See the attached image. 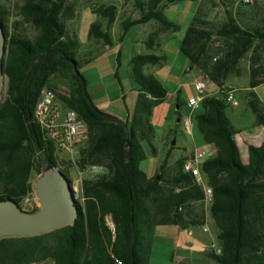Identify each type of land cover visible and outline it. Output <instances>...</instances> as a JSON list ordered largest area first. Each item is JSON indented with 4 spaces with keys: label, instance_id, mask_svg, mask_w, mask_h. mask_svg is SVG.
<instances>
[{
    "label": "trees",
    "instance_id": "16d2710c",
    "mask_svg": "<svg viewBox=\"0 0 264 264\" xmlns=\"http://www.w3.org/2000/svg\"><path fill=\"white\" fill-rule=\"evenodd\" d=\"M164 1L171 0H150L146 13L140 19L125 21L123 29L154 20L176 31L178 26L158 9ZM94 12L107 20V28L116 22L115 5H103ZM3 14L0 10L4 23ZM18 15L38 35L29 39L6 33L9 42L4 74L9 84L0 109V202L14 201L21 207L35 190L31 181L34 170L41 175L49 164L58 167L54 146L43 140L35 123L36 138L31 126L30 115L34 121L36 104L46 86L54 90L68 85L70 94L63 100L89 128V147L82 155L81 166L101 165L107 173L85 182L87 200L85 206L77 203L79 216L74 226L41 236L1 240L0 264H38L49 259L51 264H117L116 260L149 264L157 227L176 225L186 230L204 225L207 215L203 187L184 173L183 157L177 162V172L169 178L164 176L167 160L152 178L141 168L146 159L144 143L156 154L151 109L168 96V90L155 77L144 75L143 67L160 65L166 57L143 54L131 60L132 76L141 94L133 118L125 121L129 129L125 132L91 108L87 80L79 70L81 44L67 25L75 17L70 1L25 0ZM199 23L195 15L180 48L196 73H204L212 85L222 88L251 52L250 88L264 85V28L243 29L231 16L209 30L200 28ZM214 37L227 41L224 55L216 61L209 55ZM89 38L112 44L101 22L91 26ZM147 45L154 47V40ZM144 94L153 100H146ZM248 105L257 124L264 126V103L250 93ZM231 106L223 94L207 95L201 102L202 114L195 117L205 143L217 150L216 157L202 165L213 190L209 212L220 230L222 246V255L210 257L218 264H264V144L249 146V163H242L235 139L237 130L226 113Z\"/></svg>",
    "mask_w": 264,
    "mask_h": 264
},
{
    "label": "rangeland",
    "instance_id": "374dc122",
    "mask_svg": "<svg viewBox=\"0 0 264 264\" xmlns=\"http://www.w3.org/2000/svg\"><path fill=\"white\" fill-rule=\"evenodd\" d=\"M69 1L75 8V17L67 25L70 33L72 35L76 34L81 44L80 57L78 58L80 60L79 70L87 80L90 99L96 108L97 105L101 104L104 106L110 104L112 106L111 112L109 113L97 108L104 114L116 117L124 122L128 120L129 115L130 119H132L139 99L138 92L135 90V87L138 85L133 79L131 71L128 69L127 46L132 36L134 34L136 35L142 26L133 25L129 27L120 67L116 57L118 49L106 50L104 46L100 45L92 47L89 43V33L91 26L96 22H101L103 28L108 25L106 19L94 12L101 6L115 5L117 7L116 23L123 29L125 21L140 19L146 13L150 0ZM24 3L25 0H0V10L5 13L2 16L5 24V32L8 33L9 37L19 34L29 39H35L38 32L32 25L26 23L18 15L19 9ZM158 9L162 10L166 18L177 25L178 29L176 31L171 30V33L167 34V39L164 40L166 42L163 43V54L166 57V61L158 68L156 76V80L168 90L169 95L166 100L153 106L151 109L150 121L154 125L156 132V139L153 145L159 150V155L153 154L150 146L144 143L146 159L141 165L145 174L151 178L158 173L160 163L162 162L163 164V161L165 162L167 160V158L164 160L166 157V152H163L164 139H168L171 142L176 140L177 142L176 150L172 155V161L179 160L183 154L194 151L195 149H201L203 147L205 149L206 146L201 133L195 126L192 130L188 127L182 129L179 123L181 116L185 119H191L192 116L195 118L202 112L201 105L194 110L188 104L191 97L196 98L198 96L193 85L195 77L198 75L191 68L188 59L180 49L182 40L194 16L198 15L200 18L199 26L204 30H209L211 28L210 26L213 25L220 26L224 24L229 16L236 19L243 29L264 28V0H251L250 3H245L244 0H217L216 2H206L204 0H171L161 3ZM205 23H211V25ZM94 40L96 39H92V41ZM8 42L7 39V44ZM226 46L227 41L224 38H213L209 44V55L213 58V61H216L224 55L223 51L226 50ZM135 49L136 53H138L137 50H139V47H135ZM250 56L251 52L240 61L232 75H235V73L241 75L247 66H250ZM198 74L202 78H208L202 72ZM233 78L235 77L231 76V79ZM8 84L9 81L7 78L4 101L7 96ZM247 85L248 77L246 75L239 76L236 81L237 104H232V107L226 111L232 122L237 127H244L246 132L253 128L256 121V115L248 107L249 92L246 90ZM213 89H216V86L210 85L207 91ZM54 91L62 103L66 105L63 98L69 97L68 85L64 83L60 87H54ZM258 93L264 99V88H261ZM116 111H121L119 113L121 116L113 114ZM168 146L169 141L166 143V148ZM88 147L89 141L74 159L65 153L58 152L56 149L54 152L58 168L65 173L72 185L79 186L81 193L77 197V203L81 206H85L87 200L84 192L85 182L107 173L106 168L101 165L86 163L84 167L81 166L80 160ZM192 156L188 155L183 158L187 161ZM177 162L170 163L167 160L165 178H169L177 172ZM44 170L45 168L42 169V174ZM39 176V172L34 170L31 176L32 183ZM21 207L26 211L39 208L34 192L21 202ZM209 207L210 205L207 206L205 204L207 211L206 221L207 216H211ZM107 221L111 222V219L108 218ZM38 264H51V260L49 259Z\"/></svg>",
    "mask_w": 264,
    "mask_h": 264
},
{
    "label": "crops",
    "instance_id": "0c3cea01",
    "mask_svg": "<svg viewBox=\"0 0 264 264\" xmlns=\"http://www.w3.org/2000/svg\"><path fill=\"white\" fill-rule=\"evenodd\" d=\"M104 28L105 30L109 31L112 44L106 45L101 40L92 41V39L90 38H89V43L92 45V47L99 46V45L104 46L106 50L117 48L118 54L116 57H117V61L119 62V67H120L122 64L123 51H124V47L126 43V38L128 36V30L125 31L124 29L120 28L119 24H117L116 22L110 28H107V27H104ZM146 29H149V30H146ZM171 30L173 29H165L158 22L152 20L142 25V28L138 30L136 35L134 34V36H132V39L130 40V42H128V46H127L128 69L129 71H131V75H132V66L130 62L135 56L143 55V54H154L157 56H165L163 54V51H164L163 43L166 42L164 40L167 39V34L168 33L170 34ZM150 39L154 40L155 42L154 47H149L147 45V42ZM135 47L137 48L139 47V50H137L138 53H136ZM164 62L162 64H164ZM162 64L145 65L143 67L144 75L153 76L157 78L156 76H157L158 68L161 67ZM249 71H250V66H247L246 70H244V72L241 75L239 73H235V75H231V76H234L235 78L231 79V76H230L227 79L225 86L226 87L231 86V85L236 86V81L239 78V76L246 75L248 77V85L246 87V90L249 92V96H250V93H254L255 96L262 103H264V99L262 95L258 93L261 88H264V85L251 89L250 81H249ZM196 74L198 76H196L195 79L199 77V74L198 73ZM135 90L138 92V99H139L141 92L138 86L135 87ZM214 91L215 89L211 91H207L206 95H211V93H213ZM168 95H169V92H168ZM144 98L146 100H153L151 96L146 95V94H144ZM191 98H194V97H191ZM236 104H237V101L234 105ZM111 107L112 106L110 104H108L107 106H104L102 104L97 105V108H99L100 110L106 113L111 112V109H112ZM116 112L113 114H117V116H121L119 114L121 113V111H116ZM229 119L232 122L230 117ZM128 120H130V115L128 116ZM179 123L182 129L188 127L192 130L193 127L195 126V128L198 130L195 118L193 116L191 119L189 118L185 119L184 117L181 116ZM232 125L237 130L235 139H236L237 145L240 150L241 161L244 165H247L249 163V158H250L249 146L252 145L256 147H261L264 144V126H259L257 124V117H256L255 124L253 125V128L248 132L245 131L244 127H237L233 122H232ZM165 140L166 139H164L163 141V146H164L163 152H166V157L164 160H166L167 158V160H169L170 163L178 161V160L172 161V155L174 151L176 150V144H177L176 140L171 142L170 140L167 139L169 141L168 148H166V143L168 141L167 140L165 141ZM205 145H206L205 150L209 151L212 155L211 158L216 157L217 155L216 148L213 145H208L206 143ZM202 149H204V147L201 149H195L194 151H191V152H187L183 154L182 157H187L188 155L192 156L196 150H202ZM155 155H159L158 149H156ZM161 165H162V162L159 165V170H160ZM204 225H207L209 227V232H204L203 230ZM204 225L193 227V228L186 229V230L180 229L176 225L157 227L155 229V233L153 237V246H152L149 264H218L216 261H214L210 257L212 253L207 248L212 243L219 242L218 237L220 234V230L215 225L212 219V216H207V221L205 222Z\"/></svg>",
    "mask_w": 264,
    "mask_h": 264
},
{
    "label": "water",
    "instance_id": "95a60500",
    "mask_svg": "<svg viewBox=\"0 0 264 264\" xmlns=\"http://www.w3.org/2000/svg\"><path fill=\"white\" fill-rule=\"evenodd\" d=\"M7 55V35L0 19V109L4 101L7 77L4 74V59ZM91 108L105 120L121 126L127 132L126 123L116 117ZM31 126L36 135V126L30 115ZM34 195L39 206L37 211H26L14 201L0 202V241L6 238L33 237L74 226L79 208L69 178L56 166L49 164L34 182Z\"/></svg>",
    "mask_w": 264,
    "mask_h": 264
},
{
    "label": "built area",
    "instance_id": "2783aa9c",
    "mask_svg": "<svg viewBox=\"0 0 264 264\" xmlns=\"http://www.w3.org/2000/svg\"><path fill=\"white\" fill-rule=\"evenodd\" d=\"M245 3H250L251 0H244ZM212 85L208 78L197 77L194 81L195 89L198 93L196 98L189 99V106L196 109L203 99L207 96L208 87ZM237 86L216 87L211 95H224L227 102L236 103ZM34 123L39 127L43 140L61 153H65L74 159L78 156L82 148L89 141V128L87 123L79 116V114L68 108L62 103L56 92L49 86H46L41 91L40 97L35 107ZM211 153L205 149L196 150L191 159L183 164V171L186 174L193 176L197 183L203 187L205 201L209 206L213 202V190L208 185L207 176L202 170L203 163L211 158ZM71 183V182H70ZM71 188L77 201V197L81 193L78 185H72ZM110 228L114 232V225L108 222ZM204 232H209V227L204 225ZM212 254L222 255V246L220 242L212 243L207 248ZM117 264H122L120 260H116Z\"/></svg>",
    "mask_w": 264,
    "mask_h": 264
}]
</instances>
